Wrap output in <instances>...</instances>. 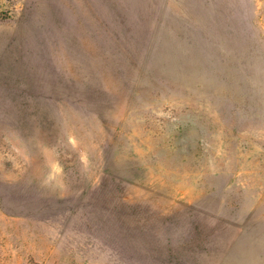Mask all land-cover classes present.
Instances as JSON below:
<instances>
[{
  "label": "rangeland",
  "instance_id": "rangeland-1",
  "mask_svg": "<svg viewBox=\"0 0 264 264\" xmlns=\"http://www.w3.org/2000/svg\"><path fill=\"white\" fill-rule=\"evenodd\" d=\"M0 264H264V0H0Z\"/></svg>",
  "mask_w": 264,
  "mask_h": 264
}]
</instances>
